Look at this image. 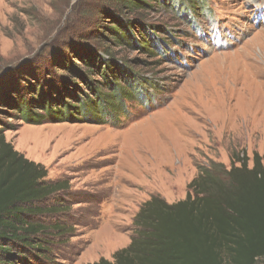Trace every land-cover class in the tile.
<instances>
[{
	"label": "rangeland",
	"instance_id": "1",
	"mask_svg": "<svg viewBox=\"0 0 264 264\" xmlns=\"http://www.w3.org/2000/svg\"><path fill=\"white\" fill-rule=\"evenodd\" d=\"M93 1L0 0V82L35 69L52 75L56 50L92 31L95 18L87 16ZM147 2L141 13L164 26L159 42H171L170 60L112 48L120 63L130 62L152 85L154 101L137 109L141 117L113 128L27 125L0 116L9 125L7 141L44 165L47 180L69 183L67 205L80 203L53 221L67 220L73 232L54 240L46 253L52 264L112 261L130 245L141 206L153 196L184 200L211 162L229 168L232 154L244 151L250 166L254 153L264 164V0H208L188 20Z\"/></svg>",
	"mask_w": 264,
	"mask_h": 264
},
{
	"label": "trees",
	"instance_id": "2",
	"mask_svg": "<svg viewBox=\"0 0 264 264\" xmlns=\"http://www.w3.org/2000/svg\"><path fill=\"white\" fill-rule=\"evenodd\" d=\"M147 1H93V12L87 16L95 18L92 31L56 50L52 75L47 69H35L19 80L0 82V116L27 125L113 128L141 117L137 109L154 101L152 85L130 62L120 63L112 48H138L148 58L170 60L171 42H159L164 26L141 13ZM151 1L187 20L195 19L191 13L202 12L208 4V0ZM39 71L45 73L40 79ZM8 126L0 120V264H52L46 253L57 245L54 240L73 230L67 220V224L53 221L69 216L80 203L67 205L69 183L47 180L44 165L29 160L7 141ZM250 162L246 152H235L229 168L216 162L202 168L184 200L168 203L153 196L134 219L130 245L117 251L112 261L93 264H264L263 158L254 153L252 166ZM105 202L97 204L99 217Z\"/></svg>",
	"mask_w": 264,
	"mask_h": 264
}]
</instances>
